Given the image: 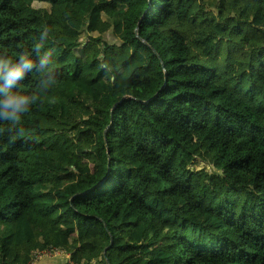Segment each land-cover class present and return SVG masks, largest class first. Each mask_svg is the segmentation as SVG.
Masks as SVG:
<instances>
[{
	"label": "trees",
	"instance_id": "1",
	"mask_svg": "<svg viewBox=\"0 0 264 264\" xmlns=\"http://www.w3.org/2000/svg\"><path fill=\"white\" fill-rule=\"evenodd\" d=\"M45 27L55 83L0 121V264H264V0H0V53Z\"/></svg>",
	"mask_w": 264,
	"mask_h": 264
},
{
	"label": "clouds",
	"instance_id": "2",
	"mask_svg": "<svg viewBox=\"0 0 264 264\" xmlns=\"http://www.w3.org/2000/svg\"><path fill=\"white\" fill-rule=\"evenodd\" d=\"M49 31L45 27L32 45V51H21L15 57L0 53V121L18 123L23 114L38 100L36 93H21L19 87L26 76L35 72L41 74L38 81L40 91L55 83L50 70L54 49L46 47Z\"/></svg>",
	"mask_w": 264,
	"mask_h": 264
},
{
	"label": "crops",
	"instance_id": "3",
	"mask_svg": "<svg viewBox=\"0 0 264 264\" xmlns=\"http://www.w3.org/2000/svg\"><path fill=\"white\" fill-rule=\"evenodd\" d=\"M68 258L63 256H44L37 259L33 264H67Z\"/></svg>",
	"mask_w": 264,
	"mask_h": 264
},
{
	"label": "built area",
	"instance_id": "4",
	"mask_svg": "<svg viewBox=\"0 0 264 264\" xmlns=\"http://www.w3.org/2000/svg\"><path fill=\"white\" fill-rule=\"evenodd\" d=\"M64 253L62 250H58V249H52V250H46V251H42L39 253L34 254V259H32V262L30 264H33L37 259L44 257V256H56L57 254H61ZM66 254V253H65ZM68 255V254H66Z\"/></svg>",
	"mask_w": 264,
	"mask_h": 264
},
{
	"label": "rangeland",
	"instance_id": "5",
	"mask_svg": "<svg viewBox=\"0 0 264 264\" xmlns=\"http://www.w3.org/2000/svg\"><path fill=\"white\" fill-rule=\"evenodd\" d=\"M108 39H111V38H109L108 37ZM198 170H200V169H202V168H205V167H207L205 164H203V163H199L198 165H196L195 166ZM57 255H59V256H63V257H69V255H66L65 253H62L61 252V254H57Z\"/></svg>",
	"mask_w": 264,
	"mask_h": 264
},
{
	"label": "water",
	"instance_id": "6",
	"mask_svg": "<svg viewBox=\"0 0 264 264\" xmlns=\"http://www.w3.org/2000/svg\"><path fill=\"white\" fill-rule=\"evenodd\" d=\"M135 33H136V36H138V35H137V30H136V29H135ZM143 42H144V41H143ZM144 43H145V42H144ZM145 44H146V43H145ZM162 88H163V87H162ZM107 153H108V151H107ZM110 243H111V241H110ZM105 251H106V249H104V253H103V254H104V257H105Z\"/></svg>",
	"mask_w": 264,
	"mask_h": 264
}]
</instances>
